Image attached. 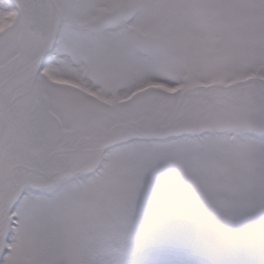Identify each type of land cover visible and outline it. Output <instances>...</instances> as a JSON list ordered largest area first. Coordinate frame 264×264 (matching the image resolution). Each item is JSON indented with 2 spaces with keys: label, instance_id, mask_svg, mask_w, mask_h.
<instances>
[{
  "label": "rangeland",
  "instance_id": "rangeland-1",
  "mask_svg": "<svg viewBox=\"0 0 264 264\" xmlns=\"http://www.w3.org/2000/svg\"><path fill=\"white\" fill-rule=\"evenodd\" d=\"M144 2L147 14L128 39L152 70L135 87L111 86L134 65L113 58L94 69L90 52L55 46L42 66V91L91 109L89 119L119 111L133 93L226 103L181 128L190 143L173 155L178 163L165 160L143 178L122 149L98 155L94 141L85 161L37 173L25 206L0 216V254L14 264H264V137L249 130L252 107L240 95L248 81L228 86L256 76L247 65L264 57V0ZM96 3L103 16L135 0Z\"/></svg>",
  "mask_w": 264,
  "mask_h": 264
},
{
  "label": "snow or ice",
  "instance_id": "snow-or-ice-1",
  "mask_svg": "<svg viewBox=\"0 0 264 264\" xmlns=\"http://www.w3.org/2000/svg\"><path fill=\"white\" fill-rule=\"evenodd\" d=\"M98 7L96 0H0V25L8 24L14 11L23 13L0 31V216H16L12 208L25 206L37 173L85 161L93 141L98 155L122 149L138 178L165 160L178 163L173 155L190 143L181 128L197 113L214 114L226 103L217 97L159 100L133 93L119 111L89 119L91 109L44 93L42 58L55 46L90 52L94 69L113 58L134 65V71L111 82L114 88L135 87L152 70L136 60V45L127 32L149 5L135 0L126 12L111 17L95 13ZM247 70L256 76L240 95L252 107L249 130L264 137V115L255 114L264 113V57L250 61ZM0 264H14V257L0 254Z\"/></svg>",
  "mask_w": 264,
  "mask_h": 264
},
{
  "label": "water",
  "instance_id": "water-1",
  "mask_svg": "<svg viewBox=\"0 0 264 264\" xmlns=\"http://www.w3.org/2000/svg\"><path fill=\"white\" fill-rule=\"evenodd\" d=\"M127 10H128V6L121 5V6L117 7L115 10H113L112 12H110V13L104 15V16L111 17L113 14H121V13L126 12ZM127 32H128V35L131 34V32L128 29H127ZM50 50H51V48L47 52H45V54H44V56L42 58V64L44 63V61H45L47 55L49 54Z\"/></svg>",
  "mask_w": 264,
  "mask_h": 264
},
{
  "label": "clouds",
  "instance_id": "clouds-1",
  "mask_svg": "<svg viewBox=\"0 0 264 264\" xmlns=\"http://www.w3.org/2000/svg\"><path fill=\"white\" fill-rule=\"evenodd\" d=\"M18 235H19V238L21 240L26 239V236H27V225H26L25 222H23V217H22L21 227H20V229H18Z\"/></svg>",
  "mask_w": 264,
  "mask_h": 264
},
{
  "label": "trees",
  "instance_id": "trees-1",
  "mask_svg": "<svg viewBox=\"0 0 264 264\" xmlns=\"http://www.w3.org/2000/svg\"><path fill=\"white\" fill-rule=\"evenodd\" d=\"M121 246V245H120Z\"/></svg>",
  "mask_w": 264,
  "mask_h": 264
}]
</instances>
